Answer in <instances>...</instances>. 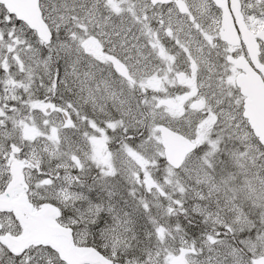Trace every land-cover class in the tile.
<instances>
[{"label":"snow or ice","instance_id":"6c2138e0","mask_svg":"<svg viewBox=\"0 0 264 264\" xmlns=\"http://www.w3.org/2000/svg\"><path fill=\"white\" fill-rule=\"evenodd\" d=\"M0 264H264V0H0Z\"/></svg>","mask_w":264,"mask_h":264}]
</instances>
